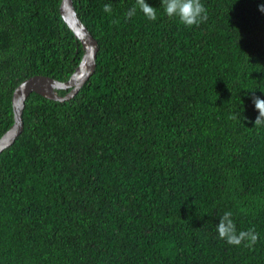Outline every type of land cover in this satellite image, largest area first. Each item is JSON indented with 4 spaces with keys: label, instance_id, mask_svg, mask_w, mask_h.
Returning <instances> with one entry per match:
<instances>
[{
    "label": "trees",
    "instance_id": "obj_1",
    "mask_svg": "<svg viewBox=\"0 0 264 264\" xmlns=\"http://www.w3.org/2000/svg\"><path fill=\"white\" fill-rule=\"evenodd\" d=\"M60 1L0 0V136L21 81L80 61ZM72 1L95 71L25 101L0 152V264H264V0H201L192 27L161 0L155 21L127 17L136 0ZM226 212L254 244L219 238Z\"/></svg>",
    "mask_w": 264,
    "mask_h": 264
},
{
    "label": "water",
    "instance_id": "obj_2",
    "mask_svg": "<svg viewBox=\"0 0 264 264\" xmlns=\"http://www.w3.org/2000/svg\"><path fill=\"white\" fill-rule=\"evenodd\" d=\"M59 11L62 19L82 46L83 53L80 61L69 78L64 81L36 74L24 79L15 87L12 94L13 123L0 136V152L11 146L21 134L24 105L31 93L55 101L67 100L76 94L95 71L98 43L79 19L73 1L61 0ZM59 90H66L67 92L60 95Z\"/></svg>",
    "mask_w": 264,
    "mask_h": 264
},
{
    "label": "clouds",
    "instance_id": "obj_3",
    "mask_svg": "<svg viewBox=\"0 0 264 264\" xmlns=\"http://www.w3.org/2000/svg\"><path fill=\"white\" fill-rule=\"evenodd\" d=\"M163 12L169 18H176L179 23L186 27L199 25L207 20V9L201 0H161ZM103 10L106 13L112 11L111 4H105ZM139 10L149 21L157 19V12L153 6L146 3V0H136L135 5L126 13L128 18L134 16ZM259 10L264 12V5L259 6ZM255 109L258 115L253 121V125H264V99L253 97ZM231 213L226 212L217 225L218 236L230 245L239 246L244 241L248 244H254L257 235L254 230L236 232L235 225L230 219Z\"/></svg>",
    "mask_w": 264,
    "mask_h": 264
}]
</instances>
